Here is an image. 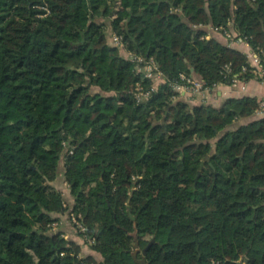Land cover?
<instances>
[{"label": "trees", "instance_id": "1", "mask_svg": "<svg viewBox=\"0 0 264 264\" xmlns=\"http://www.w3.org/2000/svg\"><path fill=\"white\" fill-rule=\"evenodd\" d=\"M229 21L264 48V0H0V264H136V239L148 264H264V119L226 131L259 101L136 99L150 60L169 84L254 79L206 38Z\"/></svg>", "mask_w": 264, "mask_h": 264}, {"label": "built area", "instance_id": "2", "mask_svg": "<svg viewBox=\"0 0 264 264\" xmlns=\"http://www.w3.org/2000/svg\"><path fill=\"white\" fill-rule=\"evenodd\" d=\"M41 9L45 11V16L50 14V10L48 7H42ZM228 25L230 27H228V29H226L225 27L211 26L210 31L216 33V35L225 37L228 41L226 46L229 48H233V45L235 43H244L245 45H247L250 48V51L244 53L247 58V64L243 67L242 74H251L254 75V79L264 81V48L258 46L253 49L248 42L249 39L247 37H242V35L235 30L233 21H229ZM195 28H198V26H195ZM113 40L116 44L121 45V39L119 37L114 36ZM132 61L137 64L146 62L142 57H133ZM226 70L229 73H232V68L230 66H226ZM139 71H141V68L139 69ZM142 75L144 79L150 80L152 82V85L148 90H145L141 84L138 85L136 90V99L139 103L148 99V97H150L152 93L157 92L158 89L164 85H170L173 92L175 93V96L173 97L174 102H176V100L181 96L185 102L193 103L196 97L203 91H209L210 89H212L207 85L206 82L201 81L199 78L192 75L188 76L185 74H182L180 76L182 83L174 82L169 84V80L159 70L154 60L146 62V66L142 70ZM241 82L246 81L235 79L230 86H232L233 88H237ZM253 117H257V120L264 119L263 100L259 101V106L256 109Z\"/></svg>", "mask_w": 264, "mask_h": 264}, {"label": "crops", "instance_id": "3", "mask_svg": "<svg viewBox=\"0 0 264 264\" xmlns=\"http://www.w3.org/2000/svg\"><path fill=\"white\" fill-rule=\"evenodd\" d=\"M217 37L220 40L221 39L224 40V42H221L222 44L224 45L227 44L228 41L226 38H223L222 36L216 34L214 36V33L210 31V28H208L206 38L210 40L211 39L217 40ZM237 50L241 51L242 53L250 51L249 47H247V45H245L244 43H242L240 49ZM244 97H251V98H256L258 101H262V100L264 101V81L252 79L250 81L241 82L237 88H233L230 85L219 84L213 87L212 89H210L209 91H203L199 97L198 96L196 97V99L192 104L194 106H211L214 108H220L230 98L240 99ZM66 215L67 214H62V216L60 217L61 219L60 223L63 226H65L63 223L65 222L64 219ZM60 223H57L56 226H59ZM62 231H64V236L66 239L72 240L78 243L79 245H81L82 247L83 244H85V240L83 243V238H81L73 231L71 232L69 228L65 227V229H63ZM70 234H74V236H69Z\"/></svg>", "mask_w": 264, "mask_h": 264}, {"label": "rangeland", "instance_id": "4", "mask_svg": "<svg viewBox=\"0 0 264 264\" xmlns=\"http://www.w3.org/2000/svg\"><path fill=\"white\" fill-rule=\"evenodd\" d=\"M101 21V20H100ZM105 22L106 23H108L109 24V22L107 21V20H105ZM214 34H216V33H214ZM219 37V36H218ZM217 37V40L218 41H220V42H224V40L223 39H219ZM223 38H225V37H223ZM240 46H241V44L240 43H235L234 45H233V49H240ZM248 47V46H247ZM242 49V48H241ZM250 49V48H249ZM243 50V49H242ZM254 63V62H253ZM260 81H262V80H260ZM97 91H99V89L98 88H93V90H92V92H97ZM200 95H198V97H199ZM182 101L183 99H182V97L180 96L177 100H176V102H178V101ZM254 115H252L251 117H250V119H248V120H244V121H236L232 126H230V127H228V129L226 130V131H231V130H235V129H237L238 127H240L241 125H243V124H246V123H249V122H251V121H256L258 118L257 117H253ZM64 179V178H63ZM62 175L60 176V178H59V181H58V183H60V182H62ZM58 183H56L55 184V186L58 184ZM63 188H64V190H66L67 189V185L66 184H64L63 185ZM66 196V195H65ZM68 197V196H67ZM69 213H70V211H69ZM69 213H65V214H67L66 216H65V219H64V225L65 226H62V229H61V231L63 230V229H65V227L66 228H69L70 229V231L72 232H74V233H76L77 235L79 234V233H85V229L83 228V225H82V223H81V216L79 217V218H77V217H73V215H71V213L69 214ZM56 226V225H55ZM60 226V225H59ZM59 226H56V228H58ZM64 227V228H63ZM69 236H74V234H70ZM83 243H84V238H83ZM86 244V243H85ZM83 244V247H82V255H81V257H86L87 255H89V254H91L92 253V251H91V246H90V244L88 243V244ZM99 257V256H98ZM98 259H100V258H98Z\"/></svg>", "mask_w": 264, "mask_h": 264}, {"label": "water", "instance_id": "5", "mask_svg": "<svg viewBox=\"0 0 264 264\" xmlns=\"http://www.w3.org/2000/svg\"><path fill=\"white\" fill-rule=\"evenodd\" d=\"M204 167V162L202 163V166H201V170L203 169ZM202 171L199 172V175L201 174ZM132 220L135 221L136 218L131 216ZM151 245H149V247H147L144 251H143V254H144V257L142 259H139L138 258V254H139V240L136 239V244H135V251L132 253L133 255V258L135 260V263L136 264H148L147 261H146V254H147V251L148 249L150 248Z\"/></svg>", "mask_w": 264, "mask_h": 264}]
</instances>
